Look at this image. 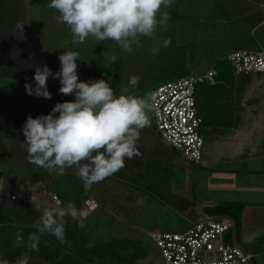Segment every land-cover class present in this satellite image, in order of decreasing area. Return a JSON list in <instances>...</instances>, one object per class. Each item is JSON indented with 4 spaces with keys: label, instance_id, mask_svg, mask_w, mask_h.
<instances>
[{
    "label": "rangeland",
    "instance_id": "obj_1",
    "mask_svg": "<svg viewBox=\"0 0 264 264\" xmlns=\"http://www.w3.org/2000/svg\"><path fill=\"white\" fill-rule=\"evenodd\" d=\"M9 1L14 2L13 6L22 5L21 0ZM9 1L0 0V9H5ZM23 1L29 12L23 32L17 28L0 32V131L9 130L12 135L6 137L0 132V186L8 189L11 200L33 206L66 207L69 202H74L79 215L77 219L65 217L66 235L73 220L92 245L113 238L136 243L106 247L102 255H93L89 259L87 256L85 264H160L159 250L147 231L181 230L191 219L204 213L205 207L233 201L229 198L234 194L240 198L237 192L230 194V191L243 188L235 185V180L241 181L247 174L228 173L227 170L232 168L228 162L203 166L177 160V152L175 162L171 163L170 151L153 136L155 118L152 110L147 113L150 124L140 131L137 144L143 150V162L155 163L151 174L141 173L134 181L117 171L86 189L75 168L65 170L67 175L75 177L72 180L70 176L54 175L30 163L22 132L29 115L33 118L47 115L58 102L74 100V95L60 94V82L51 76L47 80L51 99L29 95L25 85L35 87L36 67L47 65L53 73L58 72L61 67L59 56L64 51H76L79 53L76 62L80 81L103 79L109 82L116 96L132 93L148 98L155 86L179 78L184 70L198 72L236 47L253 50L252 47L258 46L255 41H247V33H250L249 24L255 19L254 13H260L264 0H172L170 7L161 9L170 11L166 25L158 27L152 38L140 37L139 45L133 43L131 52L123 51L112 40L97 44L94 39L93 46L87 45L86 50L70 49L72 34L65 24L62 26L54 18L56 10L49 7L50 0ZM5 15L7 27H13L17 20L8 18V12ZM2 17L0 28L4 23ZM166 41H170L167 46ZM234 42L238 45H233ZM153 49L159 50L157 55L152 54ZM113 56L116 62H113ZM131 76L140 78L135 89L128 83ZM239 76L226 85L225 99L207 109L206 120L219 124L217 134L225 141L264 140V128L249 129L250 123H247L252 117L264 116V76L256 73ZM124 88H128V93L122 92ZM39 102L42 106L37 105ZM149 133L153 134L149 136ZM207 133L204 128L205 139H208ZM247 151L252 152L249 148ZM254 152L257 153L256 147ZM244 166L250 169L251 163ZM42 172L50 174L42 176ZM116 175L123 176L124 181ZM38 183L39 187L36 186ZM53 187H57L61 195L54 194ZM64 192L70 197H65ZM86 193L97 198L99 209L90 210L83 205ZM22 194L26 195L25 199L20 197ZM12 195H17L16 199L11 198ZM3 210L0 208V217ZM39 217H29L28 221L11 220V223L15 228L35 225ZM44 235L55 239L62 251L71 250L54 236ZM140 249L145 254L132 259L134 253H141ZM22 255L29 257L28 264H51L26 250L17 255L8 249H0V261L7 260L9 264H15Z\"/></svg>",
    "mask_w": 264,
    "mask_h": 264
},
{
    "label": "clouds",
    "instance_id": "obj_2",
    "mask_svg": "<svg viewBox=\"0 0 264 264\" xmlns=\"http://www.w3.org/2000/svg\"><path fill=\"white\" fill-rule=\"evenodd\" d=\"M171 3L172 0H50L49 7L58 13L57 22L69 28L72 44H82L91 36L97 44L112 40L123 51L131 52L133 43L139 45L140 37L152 38L158 27L166 25L170 16L161 9ZM16 27L23 32L24 24L17 23ZM168 44L170 41L165 42V46ZM158 52L152 50L153 55ZM78 59V52L64 51L59 56L60 71L53 73L47 65L36 67L35 87L25 85L29 95L51 99L47 88L51 76L59 80L60 94L74 95L75 99L58 102L47 115L36 118L29 115L22 132L30 163L57 175H64L66 168H75L87 189L124 168L126 160L141 155L137 147L140 131L150 124L147 113L153 110L154 102L150 96L132 93L116 96L103 79L80 81ZM112 60L116 62V57ZM139 79L131 76L129 86L135 89ZM122 92L128 93V88ZM35 210L41 212V206L37 204ZM78 215L74 202L66 207H43L34 227L40 234L48 233L63 244L65 217L77 219ZM39 239L36 233L30 234L28 247L38 250ZM17 242H22L19 233ZM28 262L29 257L22 255L15 264Z\"/></svg>",
    "mask_w": 264,
    "mask_h": 264
},
{
    "label": "built area",
    "instance_id": "obj_3",
    "mask_svg": "<svg viewBox=\"0 0 264 264\" xmlns=\"http://www.w3.org/2000/svg\"><path fill=\"white\" fill-rule=\"evenodd\" d=\"M261 13L264 24V5ZM225 58L236 75L264 76V49H234ZM214 81V71L208 68L158 84L150 92L157 134L189 162L200 164L204 148L196 89L201 83ZM20 197L25 199L26 195ZM83 205L90 210L100 207L97 198L88 193ZM147 235L159 250L160 264H256L254 255L236 243L235 221L227 215H202L184 229L149 230Z\"/></svg>",
    "mask_w": 264,
    "mask_h": 264
},
{
    "label": "crops",
    "instance_id": "obj_4",
    "mask_svg": "<svg viewBox=\"0 0 264 264\" xmlns=\"http://www.w3.org/2000/svg\"><path fill=\"white\" fill-rule=\"evenodd\" d=\"M21 1H22L21 6H13L12 4L14 2L10 3L9 1L6 8L0 10L3 11L2 14L3 17H6L5 13L8 12L7 15L8 18L15 19L17 20V23H22L25 26L27 25L25 18L28 16L29 12L27 11V4L24 3L26 1L23 0ZM164 11H167L170 16L169 9H165ZM57 15L58 13L55 12L54 14L55 19ZM17 23H15L13 27H7V23L3 24L2 27L0 28V32L3 33L5 30L10 31L16 29ZM63 25L64 24H62V26ZM58 33H61V31L58 30ZM250 34L254 38L256 45H258L252 47L253 50L250 51H256L264 48V24L258 23L257 25L253 26L250 30ZM93 39L94 38L90 36L87 38V40L84 43L74 45L72 44L73 38H71L70 49L86 50L87 45L88 46L90 45V47L93 46L91 45V42L93 43L92 41ZM203 70H199V71H203ZM25 103H26L25 106L27 107V102L25 101ZM37 105L42 106L40 105V102ZM247 123H250V125L248 126L249 129L264 128V116L252 117L248 120ZM218 126L219 124L217 122L211 121L209 123L207 122L202 129L204 148H203V157L200 165L207 166L214 163L228 162L232 167L227 170L229 171L228 173H232L233 175H240V174L244 175V173L247 174L244 179H241V181L235 180V185L243 186V188H235V190L230 191V194L237 192L238 193L237 195L240 198H238L236 194H234L233 196H230L231 198H229V200L242 203L243 205L240 222L236 226L235 240L236 243L240 245L245 251L254 255V260L256 264H264V140H259V141L253 140L250 142L245 141L244 143H240L237 140L225 141L217 134L219 130L218 128H220ZM204 128H207L208 130L207 133L208 139H205L206 137H204L203 135ZM152 134L149 133V136ZM153 136L161 144H163L168 151H170L171 163H174L176 160L174 157L179 152L176 151L169 144L164 142L159 137L156 130L154 131ZM207 143H209V145L211 144V146L210 147L207 146L206 145ZM225 145H227V147L229 148H225L224 147ZM137 147L141 155L139 157L133 158L130 161L126 160L125 162L126 166L121 170H119L120 175H125L126 178H131L132 180H134L133 175H135V177H139L140 176L139 173H144L148 171L149 165H152V163H154L152 159L153 162L145 164L143 162L144 159L143 150H141L139 146ZM255 147L257 153L254 152ZM248 148L249 150L252 151L251 153L247 151ZM156 159L157 157H155V160ZM177 160H183L186 162V160L181 156L180 153L179 156H177ZM249 162L251 163V168L247 169L246 166L244 165ZM153 167L150 168L152 169L151 172L153 171ZM151 172H148V174H144V175L149 176ZM117 177L115 176V178ZM122 177L123 176L118 177V179H122L124 181V178ZM202 215H205V213H201L197 218L191 219L188 222V224L184 226L182 229L188 227L192 221L200 218Z\"/></svg>",
    "mask_w": 264,
    "mask_h": 264
},
{
    "label": "trees",
    "instance_id": "obj_5",
    "mask_svg": "<svg viewBox=\"0 0 264 264\" xmlns=\"http://www.w3.org/2000/svg\"><path fill=\"white\" fill-rule=\"evenodd\" d=\"M1 11V10H0ZM2 12H0V17ZM255 19L253 22L249 24L248 32H250L251 28L258 23L262 21V13L258 14V12H255ZM3 18V24L7 23L5 21V17ZM8 19V18H7ZM248 39L247 41H250L253 43L255 40L251 36L250 33H247ZM233 45H238L236 42L233 43ZM234 49H242V48H234ZM232 49V50H234ZM230 50V51H232ZM228 51V52H230ZM227 54V53H226ZM209 69H212L215 74V81L214 83H201L197 86L196 89V104H197V111L198 115L202 117V124L200 127V130L202 132L203 127L206 125V113L207 109H209L211 106L215 105L218 100L223 101L225 99V93L224 92L229 84H232L234 79L236 77H240L239 75H236L234 73V70L231 66V64L228 62V60L225 58V56H222L215 60L210 66H208ZM206 68V69H208ZM200 72V71H198ZM196 72V73H198ZM191 73V69L184 70L183 75H188ZM180 76V77H182ZM227 85V86H226ZM51 113V112H50ZM59 115V113H57ZM57 115V116H58ZM2 134L6 135V137H11V132L9 130L7 131H0ZM155 163H152V165H149L148 171L144 172L143 174H148V172H151L153 166ZM154 168V167H153ZM43 170H46L43 168ZM54 175H57L55 172H51ZM42 176H48L49 172H42ZM68 173H65L62 176H70V178L73 180L75 178L72 174L67 175ZM141 175V173H139ZM61 176V175H58ZM118 176V175H116ZM56 177V176H55ZM134 180H137L138 177L135 178V175H133ZM55 185V184H54ZM57 187L52 188V192L54 194L61 195L57 192ZM65 193V192H64ZM68 196V194L65 193V197ZM70 195L68 196V198ZM242 203L236 202V201H228L222 204H219L217 206H211V207H205L206 210L204 211L205 215H227L232 217L235 220L236 226L240 222L241 213H242ZM0 208H2V217H0V249L6 250L8 249L9 252L15 253L19 255L21 251L26 250L27 253H36L38 256H42L45 260L49 261L51 264H85L84 260H87L93 256L103 254V250L106 247H113L112 245L118 244L121 245H131L136 244L130 239H110L108 241L99 243L95 245L89 243V239L85 237L77 227L76 221H71L69 223V234L66 235L65 244L68 245V247L71 249L68 252H64L60 249V245L58 243H55V239H50L47 235L40 234L37 229L34 227V224L25 226V227H17L15 228L14 225L11 223V220L13 222L15 220H27L30 219L29 217H39L40 212H37L34 208H36V205L24 203L21 201H14L10 199L9 191L5 187H3L2 191H0ZM15 208V210H14ZM10 209V210H8ZM43 207H41V210ZM6 210V211H5ZM11 211V214H10ZM13 216L11 219L9 217ZM33 220V219H32ZM16 233H19L22 242L18 244L17 242V235ZM32 233H36L40 239L38 244V250H33L28 247L30 241H29V235ZM141 243L140 241L138 242ZM141 250V253H134L131 257L132 259L141 258L143 256V253L145 252ZM117 254V253H115ZM118 255V254H117Z\"/></svg>",
    "mask_w": 264,
    "mask_h": 264
}]
</instances>
